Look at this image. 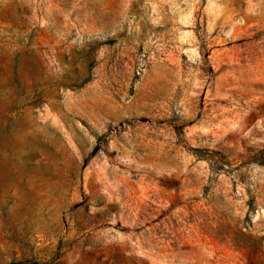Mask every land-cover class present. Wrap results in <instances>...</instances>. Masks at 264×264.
<instances>
[{"label": "rangeland", "instance_id": "374dc122", "mask_svg": "<svg viewBox=\"0 0 264 264\" xmlns=\"http://www.w3.org/2000/svg\"><path fill=\"white\" fill-rule=\"evenodd\" d=\"M0 264H264V0H0Z\"/></svg>", "mask_w": 264, "mask_h": 264}]
</instances>
